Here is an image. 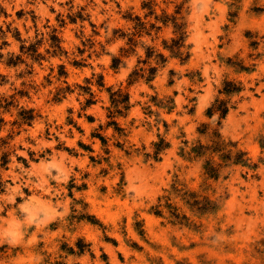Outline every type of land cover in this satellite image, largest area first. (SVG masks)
<instances>
[{
	"label": "clouds",
	"instance_id": "1",
	"mask_svg": "<svg viewBox=\"0 0 264 264\" xmlns=\"http://www.w3.org/2000/svg\"><path fill=\"white\" fill-rule=\"evenodd\" d=\"M0 45V264H264V0H0Z\"/></svg>",
	"mask_w": 264,
	"mask_h": 264
},
{
	"label": "rangeland",
	"instance_id": "2",
	"mask_svg": "<svg viewBox=\"0 0 264 264\" xmlns=\"http://www.w3.org/2000/svg\"><path fill=\"white\" fill-rule=\"evenodd\" d=\"M141 3H142V6L143 7H150L151 6V4H154L155 3V0H141ZM18 15V18H19V16L21 15L20 13H18L17 14ZM138 19V18H137ZM74 22V21H73ZM55 31V30H54ZM16 38L19 40L20 39V36H19V32L17 31L16 32ZM51 39L55 42L56 40H57V37L55 36V35H53L52 37H51ZM39 43V42H38ZM5 44H7V41H5ZM0 46H2V45H0ZM22 47H23V44L21 45V50L22 51H25V49H22ZM24 48V47H23ZM33 50H35L34 48H33ZM34 52V51H33ZM17 59H19V58H17ZM61 71L62 72H64L65 71V69H63V68H61ZM4 78L2 77V76H0V80H3ZM26 115H28V114H26ZM91 119V118H90ZM101 211V214H103V212H104V210L103 209H101L100 210ZM142 223H143V228L142 229H140L141 231H143L145 234H147L148 232H149V230L150 229H153V230H155L156 228H157V221H156V218L155 217H147V216H145V217H143L142 218Z\"/></svg>",
	"mask_w": 264,
	"mask_h": 264
},
{
	"label": "trees",
	"instance_id": "3",
	"mask_svg": "<svg viewBox=\"0 0 264 264\" xmlns=\"http://www.w3.org/2000/svg\"><path fill=\"white\" fill-rule=\"evenodd\" d=\"M22 49H24V48L22 47ZM30 51H35V50L31 49ZM26 114H28V113H24L25 116H27Z\"/></svg>",
	"mask_w": 264,
	"mask_h": 264
}]
</instances>
